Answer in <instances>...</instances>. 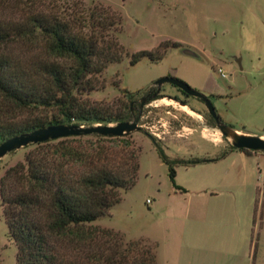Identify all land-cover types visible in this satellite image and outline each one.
<instances>
[{"label": "rangeland", "instance_id": "obj_1", "mask_svg": "<svg viewBox=\"0 0 264 264\" xmlns=\"http://www.w3.org/2000/svg\"><path fill=\"white\" fill-rule=\"evenodd\" d=\"M49 1L76 14L103 7L121 17L113 35L121 60L98 76L103 88L87 95L91 102L136 108L158 80L173 77L205 94L223 124L264 137V0ZM167 42L179 47L130 65L131 55ZM152 99L129 121L141 130L125 136L139 154L136 182L91 226L153 245L157 264H264V152L230 151L205 105L171 84ZM5 108L0 101V113ZM28 151L0 159V178ZM158 151L172 161L217 160L175 166L182 193ZM15 257L0 202V264H15Z\"/></svg>", "mask_w": 264, "mask_h": 264}, {"label": "trees", "instance_id": "obj_2", "mask_svg": "<svg viewBox=\"0 0 264 264\" xmlns=\"http://www.w3.org/2000/svg\"><path fill=\"white\" fill-rule=\"evenodd\" d=\"M74 10L49 0H0V101L6 107L0 113V144L51 125H115L141 116L125 101L110 107L88 100V94L103 88L98 76L121 60L113 36L121 17L103 7ZM169 45L179 47L167 42L154 52L135 53L130 65L142 58L160 60ZM24 149H29L24 161L0 178L15 264H157L153 245L91 226L136 182L139 154L128 138L70 137ZM158 157L182 193L175 166L217 160L172 161L161 151Z\"/></svg>", "mask_w": 264, "mask_h": 264}, {"label": "water", "instance_id": "obj_3", "mask_svg": "<svg viewBox=\"0 0 264 264\" xmlns=\"http://www.w3.org/2000/svg\"><path fill=\"white\" fill-rule=\"evenodd\" d=\"M165 83L175 86L189 97L199 99L205 105L210 116L214 119L216 127L218 128L221 135L231 142L232 147L238 150L243 149L253 152H264V139H262V137L241 134L231 127L223 124L219 120L212 102L205 94L192 89L184 82L173 77H166L158 80L154 84V86H157V93ZM146 100V97L140 100L141 107L144 106ZM182 105L185 106V104ZM140 130L141 127L137 123L129 121L121 122L115 125H95L89 127L65 124L51 125L14 136L2 142L0 144V159L25 147L49 141L89 135H97L108 138H122L132 133L139 132Z\"/></svg>", "mask_w": 264, "mask_h": 264}, {"label": "flooded vegetation", "instance_id": "obj_4", "mask_svg": "<svg viewBox=\"0 0 264 264\" xmlns=\"http://www.w3.org/2000/svg\"><path fill=\"white\" fill-rule=\"evenodd\" d=\"M178 90L181 91L180 89H178ZM181 92H182V91H181ZM182 93H184V92H182ZM184 94H185V93H184ZM153 95H155L153 90H149V91H147V93H146V95H145V97L147 98L146 102H148V101L152 98ZM131 107H132V108L135 107V104H134V103H131ZM136 108H137V109H140V110L143 109V107H141V106H137ZM132 111H133V110H132ZM193 114H194V113H193ZM214 123H215V121H214ZM215 125H216V123H215Z\"/></svg>", "mask_w": 264, "mask_h": 264}, {"label": "built area", "instance_id": "obj_5", "mask_svg": "<svg viewBox=\"0 0 264 264\" xmlns=\"http://www.w3.org/2000/svg\"><path fill=\"white\" fill-rule=\"evenodd\" d=\"M218 73L222 76V77H224V75L222 74V71L221 70H218ZM148 202V201H147Z\"/></svg>", "mask_w": 264, "mask_h": 264}, {"label": "bare ground", "instance_id": "obj_6", "mask_svg": "<svg viewBox=\"0 0 264 264\" xmlns=\"http://www.w3.org/2000/svg\"><path fill=\"white\" fill-rule=\"evenodd\" d=\"M160 103H164V102L161 101ZM183 107H185V106H183ZM262 139H264V137H262Z\"/></svg>", "mask_w": 264, "mask_h": 264}, {"label": "crops", "instance_id": "obj_7", "mask_svg": "<svg viewBox=\"0 0 264 264\" xmlns=\"http://www.w3.org/2000/svg\"><path fill=\"white\" fill-rule=\"evenodd\" d=\"M188 109H189V108H188ZM200 210H203V209H200ZM246 237H247V236H246ZM246 237H245V238H246Z\"/></svg>", "mask_w": 264, "mask_h": 264}]
</instances>
